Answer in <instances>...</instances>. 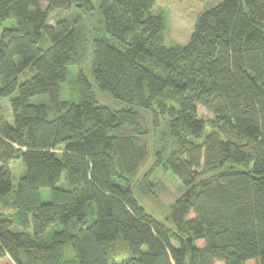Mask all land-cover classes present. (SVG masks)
<instances>
[{"label": "trees", "instance_id": "16d2710c", "mask_svg": "<svg viewBox=\"0 0 264 264\" xmlns=\"http://www.w3.org/2000/svg\"><path fill=\"white\" fill-rule=\"evenodd\" d=\"M89 5L0 0V99L13 112L12 121L0 116V197L15 191L17 206L15 220L0 206V259L264 264V0H223L174 46L156 0H101L91 77L79 71L78 101H63L80 30L50 24L51 13ZM96 91L168 121L179 150L163 166L186 188L171 207L173 227L135 196L129 179L148 149ZM200 107L214 118L202 119ZM14 161L25 169L17 188Z\"/></svg>", "mask_w": 264, "mask_h": 264}, {"label": "rangeland", "instance_id": "374dc122", "mask_svg": "<svg viewBox=\"0 0 264 264\" xmlns=\"http://www.w3.org/2000/svg\"><path fill=\"white\" fill-rule=\"evenodd\" d=\"M223 0H156L153 10L165 19L166 43L168 46L185 45L193 34L195 22L199 15L211 7L221 3ZM101 0H91V6H74L70 10H56L51 13L50 24L58 20L66 19L76 25L79 32V61L70 67L68 80L62 84L61 98L63 101L76 102L79 99L77 88V74L83 71L91 77L93 39L102 35V17L100 12ZM7 21L3 26H10ZM2 28H0V37ZM98 102L119 113L123 124L131 127L138 138L148 149V157L139 171L129 179L135 196L145 209L162 222L173 227L170 210L173 204L186 191L185 186L171 171L164 168L163 164L176 155L179 146L168 131V121L153 116L150 111L129 109L114 101L109 95L96 91ZM34 103L47 102L46 97H36ZM0 116L12 121L13 112L10 101L0 99ZM199 116L202 119H213L212 112L200 107ZM11 171L15 187L24 175L25 169L20 161L12 162ZM201 178L208 174L199 172ZM65 187L67 184L65 183ZM16 190V189H15ZM47 194V193H46ZM48 195V194H47ZM1 211L15 220L17 212L15 191L5 197H0ZM13 231L23 232L22 226H13ZM61 230V226H54L45 233L43 239H50L55 231ZM203 246V242L198 243ZM117 262L119 263L118 259ZM11 263L10 258L0 259V264ZM246 264H257L250 261Z\"/></svg>", "mask_w": 264, "mask_h": 264}]
</instances>
